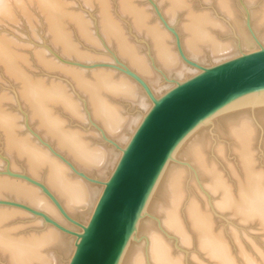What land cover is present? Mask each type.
<instances>
[{"label":"bare ground","instance_id":"bare-ground-1","mask_svg":"<svg viewBox=\"0 0 264 264\" xmlns=\"http://www.w3.org/2000/svg\"><path fill=\"white\" fill-rule=\"evenodd\" d=\"M83 1L88 5L98 4V25L104 40L110 45H115L120 58L149 82L154 95L160 96L168 90L172 85L168 86L160 82V76L151 70L147 58L140 54V49L124 32L122 22L113 17L109 1ZM192 1H159L160 5H164L163 13L170 21L173 22L180 12L185 16L186 21L179 29L183 36L185 55L197 59L196 62L202 64L208 61V54L216 62L229 58L234 50L228 43L218 40L220 39L218 34L225 32V25L212 13L194 12L191 7ZM204 1H214L223 10L222 12L230 17L233 15V5L230 0ZM250 1L256 3L258 0ZM259 1H262V13L261 23L257 28L263 26L264 29V0ZM29 2L38 5L40 13L45 16L43 19H46L49 38L65 56L80 60L94 58L92 53L84 51L81 45L75 43L70 33L73 28L69 31L68 25H74V30L83 43L96 47L98 38L95 39L89 23L81 14L67 9L65 1L0 0V18L14 19L16 9L31 21V11L27 6ZM118 6L124 15L130 17L137 33L144 31L146 36H149L156 61L166 73L173 75L176 80H181L197 72V69L187 65L174 51L170 44L172 37L158 24L150 22L151 15L144 7L135 4L134 0H119ZM260 38L263 41L264 34ZM35 58L49 71H57L68 77L74 87L86 97L93 117L102 125L106 134L117 140L122 149L151 105L141 93L138 83L127 76L115 78L112 71L104 69H95L89 75L84 70L65 67L54 62L42 52L36 53ZM0 63L7 77L18 83L20 98L29 109V120L34 123L36 131L53 143L61 153H65L76 168L87 174L96 175L102 179L100 181H105L115 167L121 151L115 146L118 151L110 146L91 145V140L87 136H96L95 132L83 134L79 130L66 127V118L83 119L81 107L75 101L69 86L64 82H50L48 85L47 82L30 76L25 68L27 58L17 50L15 43L1 36ZM263 97V93L253 94L238 100L229 108L234 111L241 110L240 106L247 104L249 105L247 107H255ZM117 99L137 106L140 113L124 114ZM3 101V97H0V135L4 139L6 151L11 153L9 154L13 159V168H15V158H19L25 161L26 170L32 177L39 178L45 174L48 188L61 201L67 214L77 216L79 213L84 220L81 223H87L103 187L94 186V183L74 177L67 165L55 159L45 146L34 142L31 136H18L20 128L17 125L18 117L4 108ZM57 109H61L64 115L56 112ZM242 113L244 112L238 114L236 120H230L231 116L222 117L225 114L221 113L202 126L222 117L217 125L221 126L220 123H224L226 133L229 136L231 134L238 142L240 170L227 171L230 175L228 177L234 178L233 182L228 179L227 173L221 172L216 163L208 161L205 154L208 142L199 139L201 134L194 137V133L190 136L176 151L174 157L176 159L178 156L189 157L195 164L202 178L208 182L204 185L209 195L219 196V200L214 203L215 209L235 211L241 220L253 219L264 229V171L255 166L254 150L250 144L253 125ZM201 131L203 133V130ZM174 161L169 162L163 172L146 206V213L138 224L135 238L129 242L120 264H147L142 246L136 242L142 233L147 237L148 257L151 264H185L182 256L173 252L172 243L146 218L150 212L162 215V227L169 233L176 234L181 244L187 245L195 241L198 247L200 246L213 260V264H238L233 251L228 246L227 238L215 228L216 221L204 202L207 197L205 198L202 193H199L200 196L193 194L188 198V202H185L186 170L175 166ZM7 194L43 209L61 220L58 210L50 199L27 182L2 176L0 196ZM82 208H86V211ZM24 215L26 214L16 207L0 206V258L6 259L7 264H68L74 250V238L52 227L44 231L30 232L27 235L18 234L16 232L24 227V220L19 218H23ZM237 250L242 253L243 264H261L248 256L243 248Z\"/></svg>","mask_w":264,"mask_h":264},{"label":"rangeland","instance_id":"rangeland-1","mask_svg":"<svg viewBox=\"0 0 264 264\" xmlns=\"http://www.w3.org/2000/svg\"><path fill=\"white\" fill-rule=\"evenodd\" d=\"M61 1V0H59ZM65 1L67 9L70 11L73 10L77 14H81L85 21L89 23V28L93 35L95 36V39L97 40L98 45L95 47L93 45H88L86 43L82 42V39L79 37V34L74 30V25L69 24L68 28L71 33L72 39H74L75 43L81 45L82 49L84 51H88L89 53H92V56L94 57L91 60H80L74 57H67L65 56L60 49H58L56 46L53 45L51 39L49 38L47 34V28L45 20L43 19L45 16L44 14L40 13V9L38 5H35L34 2L27 3L28 10L30 12L31 21L28 20L23 15L20 14V10L16 11L15 9V17L14 19H8V18H0V36L10 39L13 43H15L16 48L18 51L21 52L26 58H27V65L25 66L28 74L35 78L36 80H42L46 84L50 82H57V83H66L69 86V90L71 93L74 94L75 101L80 105L83 119H75V118H69V120L66 118V127L71 129H76L81 131L83 134H89L94 133L96 136H87L88 139L91 140V145L94 146H110L111 148L118 151L113 145L105 142L100 134V131L96 128L93 123L95 122L104 132V128L102 125L93 117L91 113V108L87 105L86 97L83 96L81 92L77 90L76 87L71 83V81L68 79L67 76L60 74L57 71H49L46 69L42 64L38 63L35 55L38 52L44 53L46 56H48L50 60L57 62L59 64H62L65 67L74 68L77 70H84L87 74L90 75V73L95 69H104L107 71H112L115 75V78H121V76H126L119 71H116L111 68H82L79 66L73 65V63H82L85 65H92L94 63H114L113 57L111 52L117 56L119 61L124 63L127 67H129L131 70L134 71L133 68H131L127 63H125L122 58H120L119 54L116 51L115 45H110L104 40V37L102 36L101 32L99 31V21H98V4L93 3L92 5H88L83 0H62V2ZM110 4V10L113 14V17L116 20H119L122 22L124 27V32L126 35L134 42V44L140 49V54L142 56H145L148 60V64L157 75L160 76V82L167 84L168 86H171V83H168L165 80V77L162 73L169 76V78H175L173 75L166 73L163 70V67L157 63L156 58L152 52V45L149 36H146V33L144 31H141L137 33L135 29L133 28L131 24L130 17L124 15L121 10L119 9V0H108ZM135 4H137L140 7H144L149 15H151L150 22L152 24H158L159 27H161L165 32H167L172 39L170 40V44L173 47L174 51L178 54L176 46H175V37L171 32H169L161 23V21L158 19L157 14L153 8V6L150 4L148 0H134ZM159 7L161 13L167 20V22L174 26L177 30V32L180 35V40L182 44V34L180 32V26L182 23L186 21L185 16L183 13H178L174 19V21H170L166 18V16L163 13V4H159L160 0H153ZM233 5V15L230 17L228 14H225L222 12L223 10L220 9L218 4H216L214 1H204V0H193L191 2V7L193 8V11L196 13L199 12H209L212 13L214 17L219 19L223 22L226 29L225 32L219 33L218 36L221 40V42L228 43L232 49L234 50L233 55H236L241 51H252L254 49H257V45L254 42L253 38L251 37L247 27H246V10L244 9L243 4L247 7L251 14V24L252 27L259 38L260 42L264 45V40H261V35L264 34L263 26H261L259 29L257 28V25L261 23V4L259 0L256 3H251L250 0H242L243 4L240 0H230ZM32 4L33 6H30ZM31 7V8H30ZM38 7V9H37ZM30 8V9H29ZM18 10V9H17ZM19 12V13H18ZM71 28V29H70ZM75 31V32H74ZM183 48V44H182ZM184 49V48H183ZM184 51V50H183ZM185 53V52H184ZM186 54V53H185ZM231 55V56H233ZM229 56V57H231ZM188 57V55H187ZM208 61H206L203 64H211L216 62L212 59V57L208 54L207 55ZM192 60L197 61V59L188 57ZM226 59V58H224ZM223 60V59H221ZM219 61V60H217ZM135 72V71H134ZM138 75H140L138 72H136ZM128 77V76H127ZM142 77V76H141ZM130 78V77H129ZM143 78V77H142ZM145 81L146 79L143 78ZM176 79V78H175ZM133 80V79H132ZM147 82V81H146ZM149 84V82H147ZM49 85V84H48ZM138 86H140L138 84ZM151 87V85L149 84ZM141 88V86L139 87ZM152 88V87H151ZM153 90V89H152ZM19 85L16 81L10 79L7 77V74H5L4 69L2 67V64L0 63V97H3V106L4 108L11 114L18 117L17 119V125L20 127L18 130V136L25 137V136H31L32 140L34 142H40L38 139L31 133L30 130L34 131L36 135H38L43 141L49 143L53 149L58 152L59 154L63 155L66 159L70 160L71 163L72 160L67 157L65 153H61L53 143L50 141L44 139L38 131H36L34 123L30 122V115H29V109L27 106H25L20 98L19 95ZM141 93L145 96L146 99H148L147 95L144 93L143 89L141 88ZM118 100V104L121 106L123 113H129L137 115L140 113L138 111L137 106L132 105L129 102H125L124 100ZM149 100V99H148ZM244 109V108H243ZM260 110V111H259ZM59 114L64 115V112L61 111V109H57ZM240 112L243 116H245L248 120L251 121L253 128H252V137H251V147L254 150L253 154L255 155V166L258 167V169L264 171V106H260L257 108L247 107L244 110H237L232 111L230 113H227L224 116H231L230 120H236L238 119V114ZM237 113V114H236ZM235 116V117H234ZM241 116V115H239ZM219 117L217 119H214L211 123L205 125L202 127V129L198 130L194 137L199 134H201L200 140L207 141V148H206V157L209 162L216 163L219 169L222 173L226 174L229 169H236L240 170V162L238 158V142L232 137V135L226 133V126H224V123H220L221 126L217 125L218 121H221V118ZM242 117V116H241ZM92 120V121H91ZM217 120V121H216ZM229 120V119H228ZM219 128H218V127ZM218 128V129H217ZM225 129V130H224ZM203 130V133H201ZM201 131V132H200ZM106 134V132H105ZM108 138L113 140L114 142H117V140L113 139L110 135L106 134ZM42 145V144H41ZM44 146V145H42ZM48 149V148H47ZM49 150V149H48ZM50 151V150H49ZM6 151V147L4 144V139L0 135V171H4L5 167L7 166V159H9V165L10 168L13 171L17 172H25L27 175L28 172L26 170V163L22 159L15 158L14 167L12 166L13 159L11 158V153ZM51 153V151H50ZM53 157L61 162H63L61 159L56 157L53 153H51ZM179 160L178 163L174 164L175 166L182 167L183 170H186L185 175V192L187 194L186 201L188 202V198H190L193 194H203L207 200H203L205 202V205H207L208 209H210L215 222V228L216 230L223 233V235L227 238L229 247L234 253V257L236 260H238V264H243V258L242 253L238 252V248H243L248 256H250L252 259L256 260L257 262L263 264L264 262V229L260 226V224L256 221L249 220L244 221L241 220L240 216L237 214V212L232 211L230 209L226 210H220L218 211L215 209L214 203L219 200V196L216 195H209L208 191L206 190V187L204 184H208L206 179L202 178V176L199 173L198 168L195 166V164L191 161L189 157H182L178 156L177 158ZM186 163L190 164L188 166ZM63 164L67 165L63 162ZM74 165V164H73ZM68 166V165H67ZM75 166V165H74ZM68 168H70L68 166ZM71 169V168H70ZM78 169V168H77ZM83 172V170L78 169ZM219 170V171H220ZM73 173V176L79 179H83L82 177L77 176L72 170H70ZM225 171V172H224ZM85 173V172H84ZM87 174V173H85ZM92 178H96L98 180H102L101 178H98L96 175L93 174H87ZM227 177L230 176L229 173L226 174ZM2 176L9 177L7 175H0V178ZM32 177L31 175H29ZM232 177V176H231ZM228 177L230 181L233 182V177ZM12 178V177H11ZM33 179H36L38 181H41L46 186V176L43 174L41 177L36 178L32 177ZM23 182H27L25 180L19 179ZM85 180V179H83ZM28 183V182H27ZM90 183V182H89ZM30 184V183H28ZM93 184V183H91ZM32 185V184H31ZM94 186L97 184H93ZM34 186V185H32ZM100 186V185H97ZM36 187V186H34ZM48 187V186H47ZM38 188V187H36ZM45 196H47L40 188H38ZM49 189V188H48ZM50 190V189H49ZM51 191V190H50ZM52 192V191H51ZM53 193V192H52ZM54 194V193H53ZM199 194V196H200ZM55 195V194H54ZM48 197V196H47ZM57 198V196L55 195ZM202 197V196H201ZM217 197V198H216ZM2 199H13L16 201H20L22 203H25L29 206L25 201L19 200L14 198L13 196L7 194L4 196H0ZM49 198V197H48ZM58 199V198H57ZM203 199V197H202ZM51 201V200H50ZM59 202H61L58 199ZM208 202V203H207ZM52 205L58 210V214L61 218L57 219L50 215L49 213L45 212L43 209L36 208L34 206H31L35 209L41 210L51 216L55 221L58 223L69 227L71 229H77V227L70 224L64 216L59 212V209L53 204ZM61 204V203H60ZM1 206V205H0ZM8 207V206H5ZM63 207V205H62ZM64 208V207H63ZM185 208V207H184ZM183 208V211L185 210ZM20 209V208H18ZM83 211H86V208H82ZM24 212V217L19 218L24 220L23 228H20L16 233H23L27 235L30 232H38V231H44L48 229L49 227L55 228L52 225L46 224L43 219L35 217L33 214L20 209ZM65 210V209H64ZM66 211V210H65ZM72 218L83 222L81 214H77V216H72L69 214ZM151 215V216H150ZM148 218L154 227L161 232L171 243L173 247V252L176 254H180L183 258V261L185 264H213V260L209 258V256L206 254V252L198 247L197 243L195 241L189 243V244H181L179 242V238L174 233H169L162 227V215L154 214L150 212ZM58 230V229H57ZM60 231V230H59ZM61 232V231H60ZM63 233V232H62ZM65 234V233H63ZM67 235V234H65ZM147 235V234H146ZM72 238V236L67 235ZM147 237L145 234H140L136 240L138 245L142 246V249L145 253V260L147 264L150 263V259L148 257V243H147ZM241 245H240V244ZM238 244V245H237ZM240 251V249H239ZM58 254V253H57ZM59 255V254H58ZM0 264H7L6 259L0 258Z\"/></svg>","mask_w":264,"mask_h":264},{"label":"water","instance_id":"water-1","mask_svg":"<svg viewBox=\"0 0 264 264\" xmlns=\"http://www.w3.org/2000/svg\"><path fill=\"white\" fill-rule=\"evenodd\" d=\"M148 1L162 25L174 35L175 46L181 59L197 69V72L181 80L165 77L172 86L160 96H155L147 82L119 61L113 52L111 54L114 63L92 65L73 63L82 68L103 67L119 71L136 81L151 102L122 149L108 138L95 122L93 123L100 131L102 139L121 151L109 177L105 181H100L78 170L70 160L56 152L49 143L30 130L42 145L66 163L77 176L103 187L88 222L83 224L69 216L44 183L33 179L25 172L13 171L9 159L5 170L0 171V175L22 179L40 188L64 218L77 227V229L66 227L45 212L20 201L0 198L1 206L23 209L43 219L46 224L72 236L74 250L68 264H120L129 242L135 238L138 224L146 213V206L167 165L174 160L175 163L179 162L174 155L181 145L207 121L221 113L234 111L229 108L233 103L253 94H264V45L255 34L251 14L242 0L240 1L247 15L246 27L257 49L240 51L227 59L208 65L189 59L185 55L176 28L167 22L153 0ZM260 100L255 107H250L264 106V97ZM247 106L249 105L240 107L244 110Z\"/></svg>","mask_w":264,"mask_h":264}]
</instances>
